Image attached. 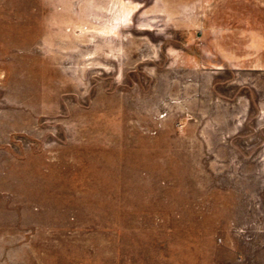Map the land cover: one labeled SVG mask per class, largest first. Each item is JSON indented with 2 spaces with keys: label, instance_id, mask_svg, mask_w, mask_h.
Masks as SVG:
<instances>
[{
  "label": "rangeland",
  "instance_id": "1",
  "mask_svg": "<svg viewBox=\"0 0 264 264\" xmlns=\"http://www.w3.org/2000/svg\"><path fill=\"white\" fill-rule=\"evenodd\" d=\"M0 264H264V0H0Z\"/></svg>",
  "mask_w": 264,
  "mask_h": 264
}]
</instances>
